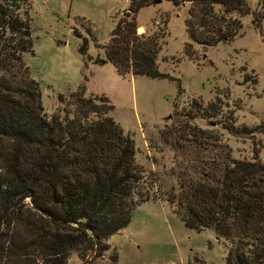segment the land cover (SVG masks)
<instances>
[{"label": "trees", "instance_id": "trees-1", "mask_svg": "<svg viewBox=\"0 0 264 264\" xmlns=\"http://www.w3.org/2000/svg\"><path fill=\"white\" fill-rule=\"evenodd\" d=\"M168 1L194 3L186 28L206 46L231 41L242 24L230 13L249 12L242 0ZM145 4L132 1L105 48L106 60L121 74L162 78L156 59L165 35L145 39L135 20ZM217 5L225 8L221 16ZM260 5L254 23L264 37V0ZM30 6V0H0V264H68L75 252L89 264L151 198L150 188L135 164L134 140L110 117L106 97H86L81 87L69 100L61 97L65 105L77 104L78 115L67 105L61 115L46 116L39 82L23 58L33 52ZM86 41L79 49L84 56ZM220 123L231 136L264 134V120L253 127ZM217 141L216 155L169 201L190 230H212L222 240L226 264H264L260 151L236 158L221 137Z\"/></svg>", "mask_w": 264, "mask_h": 264}, {"label": "rangeland", "instance_id": "rangeland-1", "mask_svg": "<svg viewBox=\"0 0 264 264\" xmlns=\"http://www.w3.org/2000/svg\"><path fill=\"white\" fill-rule=\"evenodd\" d=\"M30 1L33 52L23 58L39 82L46 116L61 115L67 105L78 115L77 104L65 105L61 97L69 100L81 87L86 97H106L110 117L134 140L135 164L150 188L151 198L135 207L130 224L105 241L108 251L88 263L226 264L222 240L212 230L186 227L169 199L216 155L219 137L233 157L252 159L257 149L264 163V134L235 137L220 123L253 127L264 120V37L254 23L260 0H242L248 14L230 13L242 28L213 46L190 37L193 2L146 0L151 5L135 20L145 39L165 35L156 59L162 78L121 74L106 60L105 48L133 0ZM224 9L217 5L215 13ZM84 40L86 56L79 51ZM68 264L84 262L75 252Z\"/></svg>", "mask_w": 264, "mask_h": 264}]
</instances>
